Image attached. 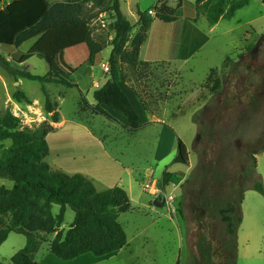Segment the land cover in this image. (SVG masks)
<instances>
[{"label":"rangeland","instance_id":"374dc122","mask_svg":"<svg viewBox=\"0 0 264 264\" xmlns=\"http://www.w3.org/2000/svg\"><path fill=\"white\" fill-rule=\"evenodd\" d=\"M9 1L4 0L0 11ZM108 1L104 6L88 3L83 8L82 17L89 24L92 38L104 46L93 66L85 62L88 58L85 46L62 52L51 62L36 55L18 66L10 56L11 51L0 45V56L8 66L0 65V116L11 111L21 120L22 128L36 130L43 124L53 126L54 132L47 137L51 150L46 158L53 170L68 175H85L99 191L120 187L131 200V210L119 218L127 233L128 245L117 255L102 260L90 256L76 262H65L55 256L48 258L56 236L53 234L44 236L45 243L36 260L40 264H83L85 260L90 264H198L202 256L199 240L203 236L207 238L208 232H212V236L222 230L224 233L225 226L218 210L226 207L233 190L249 188L258 181L252 151H256L254 145L264 139V68L257 65L255 54L264 38V2L250 0L249 6L238 11L235 18L221 19L212 26L203 11L194 9L196 0H167L177 17L180 16L179 20L172 24L156 20L141 56L150 66L140 68L136 76L130 75L131 83L121 77V86L128 92L133 91L138 98L132 97L138 113L146 120L141 103L149 117L148 124L138 132L130 133L127 129L130 125L126 127L119 121L95 116L86 111L83 104L86 99L95 105L93 92L100 84L96 85L94 81L110 78V72L103 67L107 64L110 68L109 57L115 38V14L105 12ZM158 1L121 0L123 13L136 27L131 38L139 31L137 10L155 17L154 7ZM194 32L195 40L198 39L195 43L191 41ZM35 41L24 44L19 51L27 52ZM203 44L205 47L195 50L196 46ZM249 48H253L252 56L248 53ZM187 55L191 56L185 60ZM24 69L34 75H46L56 70L71 75L74 81L79 72L78 80L86 93L81 96L79 86L77 89L46 84L45 88L51 100L58 103L61 115L60 123H53L52 115L45 110L42 84L19 76L15 78L11 74V70ZM117 69L122 71L121 66ZM81 70L90 72L82 75ZM17 90L24 91L32 104L17 103L13 99ZM245 94H251L250 100L243 99ZM233 97H242V109L232 112L229 109L233 108H226L230 112H224L220 119L227 124L226 135L219 133V136L228 144L223 147L220 142L217 147L226 149L222 155L224 158L220 165L216 160L209 163L206 157V143L212 139L209 133L217 122L215 118L224 110L225 102L229 103ZM112 112L128 123L124 114L116 110ZM64 120L67 122L61 127ZM165 127L170 128L163 129ZM84 128H88L101 143L94 142ZM178 138L188 148V166L174 163ZM4 145L9 147L11 142ZM256 158V171L260 175L264 173V155L260 156L259 165ZM125 169L131 171L133 180ZM165 171L174 177L168 186L163 187ZM212 171L225 180L214 193L206 184ZM0 185L12 188L13 182L0 178ZM204 188L209 190L207 193L217 208L214 223L208 222L211 229L202 228L195 217L202 204L200 197L210 202L207 195L201 194ZM170 205L176 208L177 214L169 211ZM59 212L60 206L54 205L53 213L57 215ZM74 219L75 212L68 207L61 229L67 232ZM26 243L24 236L10 234L0 247V264H12V257ZM238 263L243 264L242 260Z\"/></svg>","mask_w":264,"mask_h":264},{"label":"trees","instance_id":"16d2710c","mask_svg":"<svg viewBox=\"0 0 264 264\" xmlns=\"http://www.w3.org/2000/svg\"><path fill=\"white\" fill-rule=\"evenodd\" d=\"M106 1L66 0L50 3L48 0H12L0 13V45L11 51L10 56L18 66L26 64L36 55L51 62L62 52L85 46L88 50L85 62L93 66L104 46L92 38L89 24L82 17L83 8L88 3L104 6ZM3 2L4 0H0V6ZM108 3L105 12L115 14V38L109 57L110 79L94 92L95 105H90L83 99L84 109L95 116L117 122L103 106L114 109L127 118L130 125L128 131L136 133L144 125L140 114L119 82L117 68L121 66L123 80L131 83L130 75L136 76L141 71L140 68L150 66V63L140 60V53L153 21L172 24L178 17L168 2L159 0L154 7V18L149 16L148 12L137 10L139 31L131 38L136 27L123 13L121 0H109ZM249 4L250 0H196L194 9L203 11L209 23L215 26L221 19L235 18L236 13ZM34 39L35 43L27 52L19 51L24 44ZM252 50L253 48H249L248 51L251 56ZM250 59L253 60V57ZM3 61L4 58L0 56V65L8 67ZM11 74L15 78L19 76L42 84V92L46 97L45 110L52 115L53 123H60L59 105L51 100L45 85L56 84L78 89L72 76L56 70H51L46 75H34L27 69L11 70ZM249 96L251 94H245L243 99L250 100ZM13 99L17 103L32 104L22 90H17ZM241 102L242 97H233L229 103L226 101L224 110L215 118L217 122L209 133L212 139L206 143V157L209 163L216 160L220 165L221 159L223 160L222 155L226 149L217 147L220 142L223 147L228 144L224 142V137L219 136V133L226 135L224 129H227V124L220 119L226 111L229 113L242 109ZM228 107L233 109L229 111ZM52 132L54 128L48 124H43L36 130L22 128L21 120L9 110L0 116V178L13 182L12 188L0 185V247L8 240L10 234L22 235L27 240L26 246L12 257L11 263L40 264L36 255L45 243L44 236L56 234L50 245L48 258L55 256L65 262H76L90 256L95 260L111 258L128 245L127 233L119 222L120 215L131 210L128 193L120 187L98 191L93 182L82 174L68 175L53 170L46 161L50 154L47 137ZM5 142H11V145L5 147ZM254 146H257V149L252 151V158L258 181L249 188L233 190L226 207L218 210L225 226L224 233L222 230L220 234L212 236V232H208L207 238L203 236L202 240H199L198 248L202 256L198 264H238V231L243 221L242 203L245 193L254 190L264 196V185L256 171V155L264 153V139ZM174 163L189 165L188 148L180 138L177 140V156ZM173 177L172 173L165 171L162 178L163 187L168 186ZM206 182L214 193L221 188L225 180L212 171ZM207 191L209 190H202L201 194L207 195L210 202H207L205 197H200L202 204L198 206L195 217L202 228L211 229L212 226H208V222L214 223L217 208ZM54 205L60 206L57 215L53 213ZM68 207L75 212V219L71 228L65 232L61 228ZM83 264L90 262L85 260Z\"/></svg>","mask_w":264,"mask_h":264},{"label":"crops","instance_id":"0c3cea01","mask_svg":"<svg viewBox=\"0 0 264 264\" xmlns=\"http://www.w3.org/2000/svg\"><path fill=\"white\" fill-rule=\"evenodd\" d=\"M11 2H12V0H10L8 2L7 6ZM167 2L169 3V1H167ZM189 6L195 7L193 4H189ZM3 10H4V8L1 9L0 13ZM148 14H149V12H148ZM152 18H154V17H152ZM179 18H180V16H178V20H179ZM155 21L156 20L153 21L152 26H151V28H150V30L148 32V35L152 31L153 24H154ZM137 24H138V17H137ZM195 36L196 35H195V32H194L193 38L191 39V41L194 42V43L197 42V40H198L197 38L195 40ZM148 40L149 39L147 38L146 39V42L144 43V45L141 48L140 60L142 62H146V61H143L141 59V56H142V53H143V51H144V49H145V47H146V45L148 43ZM205 44L207 45V42H205ZM205 44L200 45V46H196L195 47V50H198L200 48L205 47ZM184 47H186V46H184ZM191 55H189V56L187 55L185 57L186 58L185 60H188ZM71 58H74V57L72 56ZM105 65H107V64H105ZM84 71L85 70H81V72H83L82 75L87 74L88 72H90V70H88L87 72H84ZM78 74H79V72H77L76 75H75V78H76L75 81L78 84L80 91L83 94H85L86 93V90L85 89H81V85H80L79 80H78ZM91 77L94 79V77H95L94 76V73L91 74ZM121 77H122L121 76V72L118 71V79L120 81V84H121ZM109 79L110 78L107 77L104 81H100L101 79H98V81H94V84H96V85L97 84L98 85L100 84L95 89L98 90L101 87H103ZM100 82H102V83H100ZM122 88L128 94V96L130 97L131 101L133 100L132 97H134V98H136L138 100L137 96L134 94L133 91L128 92L123 86H122ZM94 92H93V94H94ZM140 105H141V107H142V109L144 111L145 118H146V120H144L143 117H142V115L140 114L141 115L140 117L142 119L141 122H142V125H146V124H148L149 117H148V114L146 113V110L144 109L143 105L141 103H140ZM103 108L117 122L119 121L121 123V125H123V126H126L127 125L126 127L129 126V123L123 122L115 114H113L112 111H114V109H111V108H109L107 106H103ZM66 122L67 121L64 120V122L61 125V127H63L66 124ZM166 128H170V127H165L163 129H166ZM84 129L88 133L89 137H91V139L94 142L98 141L99 143H101V141L98 140V138L95 137L90 132V130L88 128H84ZM263 155H264V153H261L260 155L259 154L256 155V157H258V165H259V162H260V160H259L260 159V156H263ZM125 170H127V169H125ZM260 175L262 176L263 181H264V173L262 172V174H260ZM127 176L130 177L133 180V175L131 174V171L130 170H127ZM132 180H131V182H132ZM253 193H256V194H253ZM242 215H243V221H242V224H241V226L239 228V231H238V262H241V260H242L243 264H264V196H262L261 194L257 193L254 190L247 191L245 193V197H244V200H243V203H242Z\"/></svg>","mask_w":264,"mask_h":264},{"label":"water","instance_id":"95a60500","mask_svg":"<svg viewBox=\"0 0 264 264\" xmlns=\"http://www.w3.org/2000/svg\"><path fill=\"white\" fill-rule=\"evenodd\" d=\"M255 59L257 65L264 68V42L263 45L259 47L257 53L255 54Z\"/></svg>","mask_w":264,"mask_h":264},{"label":"built area","instance_id":"2783aa9c","mask_svg":"<svg viewBox=\"0 0 264 264\" xmlns=\"http://www.w3.org/2000/svg\"><path fill=\"white\" fill-rule=\"evenodd\" d=\"M103 67L105 68L106 71H109V66L108 65H103ZM169 211L171 213H173L174 215L177 214V210L176 208H174L173 206H169Z\"/></svg>","mask_w":264,"mask_h":264},{"label":"flooded vegetation","instance_id":"af4514ba","mask_svg":"<svg viewBox=\"0 0 264 264\" xmlns=\"http://www.w3.org/2000/svg\"><path fill=\"white\" fill-rule=\"evenodd\" d=\"M263 42H264V38L261 40V42H260L261 44H259V46H258V48H257V51H258L259 47L263 45ZM256 53H257V52H256Z\"/></svg>","mask_w":264,"mask_h":264}]
</instances>
